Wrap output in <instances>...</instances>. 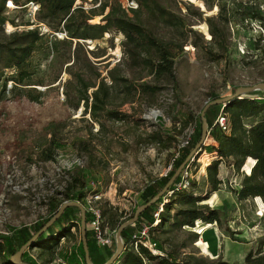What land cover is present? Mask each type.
I'll return each instance as SVG.
<instances>
[{"label": "rangeland", "instance_id": "rangeland-1", "mask_svg": "<svg viewBox=\"0 0 264 264\" xmlns=\"http://www.w3.org/2000/svg\"><path fill=\"white\" fill-rule=\"evenodd\" d=\"M101 1L77 0L76 7L90 11ZM157 1L184 22L175 27L162 20L152 4L139 7L143 24L173 49L175 88L170 77H158L125 54L121 33H106L92 43L82 40L85 45L78 53V62L73 54L75 42L72 46L56 44L55 27L36 18V25H44L43 32L47 31L29 66L30 80L35 83L30 87L35 88L32 93L39 99L34 101L11 91L0 100V242L2 236L9 234L10 226H33L47 218L51 214L52 198L58 202L66 200L63 192L71 181L70 174L81 167L92 173L86 198L98 196L97 204L105 212V223L111 228L112 213L117 220H128L142 203L144 188L172 169L178 147L186 143L193 131V125H183L179 110L189 108L198 115L214 95L224 98L233 95L239 87L264 83V19L241 16L238 12L246 8L264 18V0ZM223 6L230 16L226 24L221 17ZM6 12L10 21L0 28V41L15 30H24L30 22L27 10L12 8ZM209 17L223 31L216 39H212ZM101 22L102 16L89 20L93 24ZM114 67L119 75L138 84L159 85L162 89L155 93L139 92L125 102V94L117 92L109 108L128 114V119L118 121L102 114L96 121L90 110L85 111L84 103L74 107L77 83L73 73L82 70L88 81L98 82L97 74L108 78L109 70ZM13 72L8 69L2 78ZM108 82L111 83L110 79ZM13 85L9 81L8 90ZM262 93L264 89L244 96L259 98ZM221 117L225 118L226 114L222 113ZM262 117L263 114L249 118L245 123L251 125ZM159 131L163 133L162 139L153 140L151 136ZM53 137L59 138L64 148L55 160L44 161L40 158L41 147L47 146ZM79 140H92L94 165L77 147ZM217 156V152L203 149L190 163L189 183L183 189L194 190L196 195L206 198L200 203L219 210L222 225L197 220L195 227L181 228L173 225L171 217L165 231L159 228L154 232L164 253L172 251L189 264L218 261L244 264L250 253L264 252V201L260 197L240 201L235 192L249 173L247 165L254 162L248 159L240 172L222 164L219 174L222 183L217 191H212L206 168ZM175 196L172 193L163 202L168 204ZM80 202L86 208L85 200ZM177 207L179 204L172 207L171 216ZM158 211L166 209L161 204ZM80 215L81 211L77 216ZM80 227H73L72 234L60 237L51 249L46 245L51 234L44 233L43 247L30 249V255L38 264H68L65 261L68 253L78 248L82 239ZM205 227L206 234L201 232ZM193 233L198 234L196 242L192 241ZM261 245L263 248L259 249ZM110 247L116 249V241ZM9 260L7 254L0 255V264H8Z\"/></svg>", "mask_w": 264, "mask_h": 264}, {"label": "trees", "instance_id": "trees-1", "mask_svg": "<svg viewBox=\"0 0 264 264\" xmlns=\"http://www.w3.org/2000/svg\"><path fill=\"white\" fill-rule=\"evenodd\" d=\"M9 1L24 10L25 8L23 6L29 1L38 2L40 4V10L37 14L38 21L47 22L48 25L54 26V32L65 31L67 33L66 37L60 40L55 36L56 44L72 46L75 42L76 46L73 54L75 58L77 57L78 62V53L81 48L84 49L83 45H85L82 40H92L94 42L102 39L106 33H121L124 37L122 41L124 52L136 65L143 64L151 73H155L158 77H170L174 81V88L176 87L177 81L174 73L175 54L173 49L169 43L159 40L143 24L139 18V8L132 10L131 12L135 14L134 16H130L129 12L123 8L120 0H103L98 7L92 8L90 11L85 10L83 6L76 7L77 0H0V28H3L10 21L9 16L6 14V5ZM95 1L97 2L98 0ZM137 1L139 7L152 4V8L166 23L175 27L184 25L181 17L167 10L157 0ZM205 2L209 6L208 2ZM238 12L241 16L251 15L250 17L253 19H264L261 14L248 11L246 8ZM96 16H102V22L89 23V20ZM221 17L225 24L230 20L225 6H223L221 11ZM208 21L210 26H212V39H216L223 31L218 25L214 26L213 18L209 17ZM25 25H30V22H27ZM43 39L44 35L37 28H32L11 32L5 40L0 41V100L6 97L11 91L12 93L18 91L22 96H26L34 101L39 99L38 96L32 93L35 88L30 87L35 83H32L30 80L31 71L29 70V66L31 65L33 54L39 49ZM256 42L259 45V41ZM86 59L90 64V59L87 57ZM75 63L76 60L73 64ZM8 69L14 72L3 79L2 77ZM85 73L82 70L73 73L77 83V102L74 104V107L78 108L81 103H84L85 111L90 110L92 117L96 121H99L98 118L102 114H106L110 118L118 121L128 119V114L116 108H109L117 92L125 94V102L126 100L132 99L139 92L155 93L162 89L159 85L148 83L138 84L129 78L123 77L116 72V67L109 70L108 78H100V74H97L98 82L88 81ZM108 79H110L111 83L108 82ZM9 81H12L14 85L12 89L8 90L7 84ZM92 88L94 89L90 93L89 91ZM218 98L217 95H214L211 101ZM203 109L198 115L189 108L179 110L180 115L183 116V125L185 127L193 125V131L186 143L178 147V156L173 160L172 169L144 188L141 194L143 201L139 206L153 199L166 186L175 171L199 143L202 136ZM222 113L226 114V130L220 126L218 121ZM262 114L263 117L260 120L251 125H246L245 121L247 119L258 118ZM205 118L207 119L210 131V137L207 143L210 144L204 145L203 149L209 150L210 153L217 152L218 155L206 168L207 180L212 185V191H217L222 183V179L219 176L220 166L222 164L230 165L236 171L240 172L247 160L251 159L254 164L249 167L247 165L249 173L244 175L241 188L235 192L240 201L257 197L262 198L264 201V93L260 94L259 98H236L227 104L212 105L207 109ZM162 136L163 133L159 131L151 137L153 140L158 141L162 139ZM76 145L81 152L88 155L90 163L94 165L96 158L93 154L94 146L92 140H79ZM63 148L64 144L61 140L53 137L47 142V146L41 147L40 158L44 161L55 160L59 151ZM70 175L71 181L63 192L65 201H84L90 191L89 182L93 179L92 173L89 172V169L81 167L76 173ZM180 181L181 175L171 185L165 196L161 197L156 203L143 211L134 225H130L122 231L125 249L113 264H189L184 260L178 259L172 251L164 253L158 238L154 236L155 230L159 228H163L164 230L165 225L170 223L171 217L174 219L173 225L181 228L184 226L195 227L197 220H202L205 224L217 223L220 226L222 225L221 212L211 208L208 204L200 203L206 198L196 195L194 190L177 189ZM170 191H174L173 193L176 195L175 200L166 204L163 200L168 196ZM65 201L58 202L57 198L53 197L49 204L51 214L33 226H23L20 228L10 226L8 228L9 234L2 236V242H0V255H8L10 259L8 264H13L11 258L57 214L59 208ZM161 204L166 209L165 212L158 211ZM175 204H179V207H177L174 216H171L170 211ZM79 211L80 209L77 207L67 208L47 229L46 232L49 231L52 237L46 244L49 249L58 243L60 237L66 236L67 233L72 234L73 227L81 225V215L79 217L77 216ZM103 215L106 217L104 211ZM111 218L113 225L110 222L109 224L111 230L116 234L124 221L117 220L115 213L111 214ZM86 219L90 260L92 264H105L115 254L116 249L110 247L111 245L99 247L90 226L91 216L88 212ZM144 226L149 227V236L153 242H156L157 249L162 254H157L140 242L138 243V248L135 247V243L138 242L135 235ZM192 235V241L196 242L198 240V234L193 233ZM54 238H56L55 241ZM44 240L43 233L37 238L34 246L23 253L22 261L24 263L38 264L37 260L30 255V249L37 246L43 247ZM114 241L115 235L112 244ZM262 248L263 246L261 245L259 249ZM65 261L68 264H88L82 239L78 248H73L68 253ZM213 264L227 263L218 261ZM244 264H264V252L260 251L256 255L250 253Z\"/></svg>", "mask_w": 264, "mask_h": 264}, {"label": "water", "instance_id": "water-1", "mask_svg": "<svg viewBox=\"0 0 264 264\" xmlns=\"http://www.w3.org/2000/svg\"><path fill=\"white\" fill-rule=\"evenodd\" d=\"M264 89V83H259L257 85L253 86H245V87H239L235 93L231 96H227L224 98H218L216 100L210 101L206 104L205 108L203 109L202 116H203V124H202V136L197 144V146L191 151L189 156L186 158V160L179 166V168L175 171L174 175L171 177L169 182L166 184V186L150 201L147 203L139 206L137 210L135 211V214L133 217L129 218L128 220L124 221V223L120 226L118 231L115 234V241H116V251L115 254L112 256V258L106 262L105 264H113L119 256L122 254V252L125 249V244L122 239V231L130 226L134 225L138 219L140 214L145 211L147 208L152 206L154 203H156L161 197L165 196L169 188L171 187L172 184L176 181V179L181 175L182 171L184 170L185 167H187L190 162L195 160V158L199 155V153L202 151L203 146L206 145L208 138L210 137V131H209V126L207 119L205 118V113L207 109L215 104H227L236 98H243L245 97L244 95H250L251 93H254L258 90ZM69 207H77L81 211V238L86 254V260L88 264H92L90 260V252H89V247H88V242H87V210L81 204L80 201H65L61 207L59 208L57 214L38 232L36 233L20 250L18 253H16L12 258L11 261L13 264H26L22 261V255L23 253L28 250L29 248L34 246L35 241L37 238L45 233L47 229L63 214V212L69 208Z\"/></svg>", "mask_w": 264, "mask_h": 264}, {"label": "built area", "instance_id": "built-area-1", "mask_svg": "<svg viewBox=\"0 0 264 264\" xmlns=\"http://www.w3.org/2000/svg\"><path fill=\"white\" fill-rule=\"evenodd\" d=\"M123 8L130 12L132 10H136L139 8V3L137 0H120ZM10 1L8 2L7 10H10L12 8L20 9L21 7H18L16 5H9ZM25 10H27V15L30 18V25H26V28L24 29H32L37 28L39 29L40 33L42 35H45L46 32H43L46 28H42L43 26L36 25V18L37 14L40 10V4L35 1H29L24 6ZM8 15V13L6 12ZM43 24V23H41ZM39 27V28H38ZM43 29V30H42ZM16 31V30H15ZM53 35L58 36L59 38L66 37L67 33L65 31L61 32H53ZM89 43H92V40H88ZM220 126L226 130V120L224 117L219 118ZM189 165L184 168V170L181 173V181L177 185V189H182L186 186V184L189 183V172H188ZM174 191H170L168 195H171ZM98 196L88 197L85 198L86 203V210L91 216L90 220V226L91 229L94 232L96 243L99 247H106L110 246L113 241V237L115 235V232L111 230L109 225L105 223V217L103 215V211L101 207L97 204V198ZM158 215V214H157ZM135 237L138 239V242L135 243V247L138 248V243H143L144 245L148 246L152 251L156 252L157 254H162L161 251L157 249L156 242H153L149 236V227L144 226L141 231L138 232V234L135 235Z\"/></svg>", "mask_w": 264, "mask_h": 264}, {"label": "bare ground", "instance_id": "bare-ground-1", "mask_svg": "<svg viewBox=\"0 0 264 264\" xmlns=\"http://www.w3.org/2000/svg\"><path fill=\"white\" fill-rule=\"evenodd\" d=\"M9 5H13V3L10 1V4ZM211 200H208L207 203H210ZM205 231V234L207 233V230H206V227L203 229V231L201 232H204ZM203 241H201L202 243ZM207 244V243H206Z\"/></svg>", "mask_w": 264, "mask_h": 264}]
</instances>
